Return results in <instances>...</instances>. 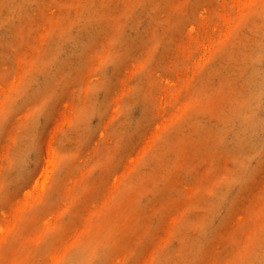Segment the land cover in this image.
I'll list each match as a JSON object with an SVG mask.
<instances>
[{
  "label": "rangeland",
  "instance_id": "1",
  "mask_svg": "<svg viewBox=\"0 0 264 264\" xmlns=\"http://www.w3.org/2000/svg\"><path fill=\"white\" fill-rule=\"evenodd\" d=\"M263 45L264 0H0V222L57 152L89 192L42 193L59 220L35 264H75L84 209L111 204L134 229L95 264H264V96L252 142L229 126Z\"/></svg>",
  "mask_w": 264,
  "mask_h": 264
},
{
  "label": "bare ground",
  "instance_id": "2",
  "mask_svg": "<svg viewBox=\"0 0 264 264\" xmlns=\"http://www.w3.org/2000/svg\"><path fill=\"white\" fill-rule=\"evenodd\" d=\"M89 18L92 19V17ZM79 41L80 39L77 37L74 44L78 45ZM250 67L255 75L250 101L243 106L238 105L235 118L229 122V126L234 129V141L237 143H249L253 139L251 133L254 130L252 124L255 106L258 104L259 98L264 96V45L258 46L250 61ZM6 104L7 102L0 107V112L1 109H5ZM61 162V155L54 152L43 171L42 180H37L35 183L37 193L31 196L33 201L16 207V212L8 223L6 220L3 223L0 222V264H35L33 257L41 251L45 242H48L53 233L57 231L59 216L57 212L51 210L52 205L46 201L47 196L43 195V192L51 189L54 192H59L66 198L68 206L78 204L80 199L89 192V186L83 178L73 177L71 183L64 184L57 180L55 173ZM53 171L56 178L50 183V173ZM42 209L46 213L44 219L35 223L27 218L31 213H36L39 216ZM84 211L88 225L76 235L77 237L74 239L76 245L69 246L67 252L76 248L78 254L75 264H95L97 259L99 260L101 257L104 259L116 253L120 248L121 235L132 234L134 228L129 224L130 215L121 213L115 204H111L108 208L96 206L93 211L85 208ZM253 219L255 225L252 236L256 238L257 230L258 232L264 230V206ZM7 245H13L15 248L14 252L8 256L3 255V250Z\"/></svg>",
  "mask_w": 264,
  "mask_h": 264
}]
</instances>
